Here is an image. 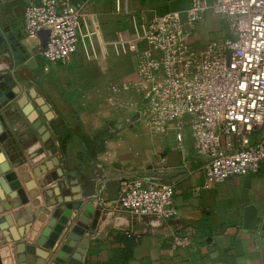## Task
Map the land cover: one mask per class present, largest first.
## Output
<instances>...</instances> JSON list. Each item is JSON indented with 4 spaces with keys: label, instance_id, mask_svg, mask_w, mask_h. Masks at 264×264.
<instances>
[{
    "label": "crops",
    "instance_id": "1",
    "mask_svg": "<svg viewBox=\"0 0 264 264\" xmlns=\"http://www.w3.org/2000/svg\"><path fill=\"white\" fill-rule=\"evenodd\" d=\"M29 1L37 0H0V99L21 88L15 98L0 101V115L9 134L5 145L0 144V177L14 170L23 185L31 180L36 182L31 189L25 187L27 203L23 204L19 196H7L0 202V218L10 215L14 225L13 232L9 228L0 230V264H19V256L26 255L25 247L20 248L14 241V236L23 233L25 225L32 223L23 241L36 245L41 237H49L61 215L59 199L63 196L66 201H71L72 196L78 197L76 192L79 191L84 195L82 205L74 211L69 229L50 250L46 264H68L76 252L81 253L84 264H264V168L257 174L231 177L204 188L203 167L207 157L197 154L189 132L179 145L171 130L161 134L166 142L158 145L155 156L145 163L148 168L138 170L135 165L139 161L130 155L118 159L122 142L110 141V136H105V142L98 149L94 147V134L102 130V120L90 122V119L85 121L80 117V122L74 124L67 111L56 108L50 96L33 85L55 114L47 121L31 96V82L42 65L55 68L60 62H46L40 53L41 40L33 42L27 38L23 19ZM67 1L85 2L88 27H94L95 23L101 31L140 28L132 22L130 27L121 29L122 18L134 16L137 5L134 0ZM137 1L140 12L147 9L144 5L148 0ZM110 15L117 19L110 23L112 28L105 22V16ZM86 44L82 38L78 46L85 55ZM92 48L96 49V45ZM97 48L105 55L101 41ZM74 54L64 61L65 65L60 64L62 68L72 70L81 65ZM10 78L12 83L7 82ZM29 105H33L32 109ZM34 110L38 111L59 145L65 180L77 178L80 190L72 185L65 187L64 192L73 190L68 195L55 190L58 181L62 180L55 169L35 176L33 168L49 159V155L30 118ZM86 111L81 109L80 112ZM40 149L44 152L31 159ZM85 156L90 158L88 164L82 161ZM16 160H22V165L14 168L12 162ZM141 176L160 178L174 186L176 217L136 216L121 209L118 203L121 188L127 181ZM248 206L257 211L260 219L257 229L245 228ZM78 222L87 228L82 235V238H89L86 248L80 246V241L67 238ZM177 233L188 235L191 244L173 249L171 240ZM127 235L135 237L131 250L124 241ZM38 247L40 253L42 247Z\"/></svg>",
    "mask_w": 264,
    "mask_h": 264
},
{
    "label": "built area",
    "instance_id": "2",
    "mask_svg": "<svg viewBox=\"0 0 264 264\" xmlns=\"http://www.w3.org/2000/svg\"><path fill=\"white\" fill-rule=\"evenodd\" d=\"M85 8V2L67 0L25 5L27 38L40 42V32L49 31L41 51L46 62L66 61L84 32L94 33ZM209 10L226 20L229 35L195 47L192 31ZM142 27L137 39L142 48L135 45L137 85L144 97L139 115L150 131L172 130L179 145L190 133L197 154L207 157L204 188L259 173L264 168V0H190L187 8L165 12ZM174 192L170 182L141 176L123 185L118 203L136 216L170 219L178 215ZM190 244L186 234L171 240L173 249Z\"/></svg>",
    "mask_w": 264,
    "mask_h": 264
},
{
    "label": "rangeland",
    "instance_id": "3",
    "mask_svg": "<svg viewBox=\"0 0 264 264\" xmlns=\"http://www.w3.org/2000/svg\"><path fill=\"white\" fill-rule=\"evenodd\" d=\"M134 1L137 3L134 16L122 18L124 25L121 29L128 28L130 23L135 22L140 26L138 30L120 31L119 28L118 31L114 29L101 31L98 27H91L94 33L87 35L85 31L83 37L87 42V48H84L86 55L79 48L73 55L82 62L80 66L71 70L61 67L65 65L64 62L56 64L55 68L51 65H42L39 71L35 72L31 85L32 87L36 85L41 93L48 94L56 108L67 111L70 115L69 120L74 124L80 122V117L85 121L90 119V122L102 120V130L94 134V147L98 149V146L105 142L104 137L110 136V141L122 142L118 159L130 155L132 159L139 161L135 168L144 171L148 168L145 163L151 159L150 157L155 156L158 145L165 143L166 139L161 134L152 133L139 115L144 97L142 91L138 89L140 86L137 85L138 58L135 45L142 48V42H138L137 39L143 34L144 23L154 22L165 12L185 9L190 0H148L144 5L147 9L143 12H140L142 10L138 7V1ZM105 18L108 28H112L110 23L117 20L116 17L110 15ZM228 35L226 20L209 10L205 21L193 29L191 41L195 47H202L206 42L222 40ZM98 41L104 45L105 55L97 48ZM95 45L96 49H93ZM81 48L83 51L82 46ZM127 84L134 85V88L129 91L117 90V87ZM81 109H86V113H81ZM74 115L77 117L73 118ZM134 117L137 119L131 125L116 127Z\"/></svg>",
    "mask_w": 264,
    "mask_h": 264
},
{
    "label": "water",
    "instance_id": "4",
    "mask_svg": "<svg viewBox=\"0 0 264 264\" xmlns=\"http://www.w3.org/2000/svg\"><path fill=\"white\" fill-rule=\"evenodd\" d=\"M49 35L48 30H43L40 32V39L42 42V48L40 51H42L46 46V41ZM12 78L8 79V83H12ZM2 91V88L0 87V93ZM21 91V88H17L13 90L12 92L5 94L0 101H5L9 97L10 99L15 98L17 94H19ZM31 96L35 100V103L38 105V107L41 109L42 112H44L45 117L47 121H51L53 117L55 116L53 110L51 109L50 104L46 100V98L43 95H40L36 88H31ZM25 99V98H24ZM21 103V101H19ZM30 109H32L33 105L28 106ZM33 112V111H32ZM30 118L34 123V127L38 129V132L41 134V139L44 142L45 149L47 150V154L49 155V159L45 160L43 163L39 164L38 166L33 168V172L36 177H40L46 173H48L50 170L55 169L58 178L62 179L58 181L56 189L57 191L64 192L65 187L67 185H72L75 188H78L80 190V187L78 186L79 180L75 178L71 181L65 180V171L62 166V158L60 155V148L59 145L56 142L55 137L53 136L52 132L48 129V125L44 123L43 119L39 117V113L37 110H34L32 114H30ZM138 117V116H137ZM137 117H134L131 120H128L126 122L120 123L117 125L118 128H123L125 126L131 125L133 122L136 121ZM9 138V134L7 131H5V125H4V119L0 115V144L3 143L5 145V141ZM1 150V145H0ZM44 152L43 149H40L36 155L32 156V158L37 157L39 154ZM22 165V160H16L12 162V166L14 168L19 167ZM74 173H76L74 171ZM36 184L34 180L29 181L25 185L22 184V182L18 179L17 173L13 171H9L4 176L0 177V202L4 201L7 196L10 198L19 196L22 199V203H27V194L25 192V189H31ZM26 187V188H25ZM72 189L66 190L64 194L68 195L72 193ZM78 194V197L74 198L72 196V200L69 201L62 196L59 201L60 205L58 206L59 210L61 211V215L57 221V223L54 225L53 230L49 237H41L39 240H37L36 245L29 244L27 241H23V239L26 237V235L29 233L32 227V223L27 224L24 226L23 233L14 236V241L18 242L19 247H25V256H19L18 262L19 264H46L47 259L50 255V250L54 248L56 242L61 238L62 234L65 233L66 230L69 229L70 226V220L74 213V211H78L82 205V200L84 198L83 193L76 192ZM12 217L10 215H6L4 217L0 218V230L9 228L10 231L13 232V221ZM260 224V219L257 216V211L255 207L248 206L245 210V228L248 229H257ZM87 228L81 223L78 222L75 227L72 228V230L68 233L67 238L73 239L75 241H80V246L83 248H86L89 244V238L83 237L82 235L85 233ZM126 246L129 250L132 249V244L135 241V237L132 235H127L124 239ZM70 243V240L67 241ZM42 247L39 253V247ZM68 264H84V259L80 252H76L73 255V258L70 260Z\"/></svg>",
    "mask_w": 264,
    "mask_h": 264
},
{
    "label": "trees",
    "instance_id": "5",
    "mask_svg": "<svg viewBox=\"0 0 264 264\" xmlns=\"http://www.w3.org/2000/svg\"><path fill=\"white\" fill-rule=\"evenodd\" d=\"M82 161L88 164L90 162V158H88V156H85Z\"/></svg>",
    "mask_w": 264,
    "mask_h": 264
},
{
    "label": "flooded vegetation",
    "instance_id": "6",
    "mask_svg": "<svg viewBox=\"0 0 264 264\" xmlns=\"http://www.w3.org/2000/svg\"><path fill=\"white\" fill-rule=\"evenodd\" d=\"M40 53H41V51H40Z\"/></svg>",
    "mask_w": 264,
    "mask_h": 264
}]
</instances>
